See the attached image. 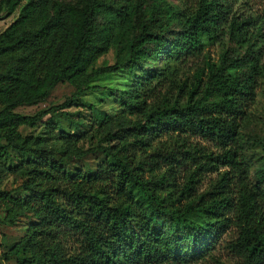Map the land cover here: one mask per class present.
Returning <instances> with one entry per match:
<instances>
[{"label": "trees", "instance_id": "trees-1", "mask_svg": "<svg viewBox=\"0 0 264 264\" xmlns=\"http://www.w3.org/2000/svg\"><path fill=\"white\" fill-rule=\"evenodd\" d=\"M241 1L194 0L189 6L183 0L180 9L167 0H0V12H18L0 32V163L10 149L29 155L14 168L22 179L16 188H1L7 171L0 164V225L25 221L6 259L15 254L19 264H187L211 254L228 235L234 264H264V190L251 181L238 147L240 123L264 76L253 42L264 18L251 30L256 19L234 11ZM225 36L240 47L208 63L198 83L178 85L177 96L162 95L170 60ZM113 46L116 62L96 67ZM160 53L166 67L147 72L119 96L123 112L139 118L125 124L118 116L113 131V118L105 115L112 124L96 147L79 148L61 126H49L45 117L64 105L34 114L15 111L45 102L59 83L73 86L76 99L94 89L90 84L101 75L136 73ZM22 126L57 132L64 154L58 158L61 149L49 148L43 133L23 135ZM197 136L216 141L220 150L193 141ZM89 152L100 153L94 170L67 165ZM207 172L219 173L201 190ZM182 173V188L170 189ZM256 176L264 182V167Z\"/></svg>", "mask_w": 264, "mask_h": 264}, {"label": "rangeland", "instance_id": "rangeland-1", "mask_svg": "<svg viewBox=\"0 0 264 264\" xmlns=\"http://www.w3.org/2000/svg\"><path fill=\"white\" fill-rule=\"evenodd\" d=\"M65 2H75L76 0H61ZM124 2L131 0H121ZM135 1V0H132ZM173 6L183 8V0H167ZM187 5H194V0H188ZM235 13L239 18L242 16L253 17L256 19L251 30H257L258 25L263 22L264 18V0H242L236 2ZM7 14L5 10L0 12V32H2L17 16ZM180 28L178 23L174 24V30ZM176 34L169 35V42L173 40ZM254 49L260 56V62L264 66V28L254 36ZM240 47L234 41L229 40L227 36L217 40L211 45L206 46L201 52L196 54L183 55L177 59L170 60L172 70L168 81L161 91L167 93L168 96H177L179 90L177 87H190L198 83L199 77L204 78L207 73V66L210 62H217L224 50L227 48ZM246 47V46H244ZM118 47L113 46L96 62L95 66H103L113 64L117 60ZM165 53L156 54L144 61L142 68L136 73H127L120 71L114 74H104L96 78L90 84L94 89L86 90L83 95L76 99H72L75 88L68 83H59L50 92L45 102L39 104H26L18 106L15 111L21 114H34L39 110L49 109L52 106H61L55 114H48L47 119L49 126H61L65 136L72 140H77V146L84 150L96 147L103 142L106 130L113 123L112 130L117 129L116 118L122 116L125 124H129L128 119L136 120L139 118L136 114L123 112V107L119 96L122 92L130 91L137 86L138 81L154 70L164 69L166 67ZM98 87V88H96ZM170 88V90H168ZM181 100L185 101V97ZM154 100H152L153 102ZM182 101V102H183ZM69 102V103H68ZM65 103H68L65 105ZM154 105H159L156 100ZM63 113V114H61ZM66 113V114H65ZM51 115V116H50ZM105 115L112 117V123L106 121ZM23 135L38 136L43 133L46 135V142L49 148L61 149L57 157H61L64 153L62 148L65 146L64 140L56 137L57 132H47L43 127L22 126L20 128ZM238 147L244 155L247 166L249 167L250 179L253 183L258 184L264 190V182H259L256 171L264 167V76L261 78L257 97L251 106L247 116L241 121L238 130ZM193 141H198L207 148L217 152L219 146L216 141L208 140L203 137H193ZM10 156L1 161V167L7 171L1 182V188H16L22 181L21 177L14 171L16 165H19L28 158V154L15 149H10ZM100 153L89 152L83 157L74 158L67 165L71 169L80 168L82 171L94 170L99 162ZM11 167V168H10ZM225 168H220L223 171ZM219 172H207L199 189L204 190L208 185L218 177ZM184 173L177 179L171 181L170 189L182 188L184 184ZM1 212V210H0ZM25 230V221L17 226L0 225V262L1 264H19L18 256L10 254L6 259V254L12 245L21 237ZM228 235H224L215 245V249L211 254L205 255L204 258L189 262L187 264H234L237 260L233 253L226 246ZM163 264V263H155Z\"/></svg>", "mask_w": 264, "mask_h": 264}]
</instances>
